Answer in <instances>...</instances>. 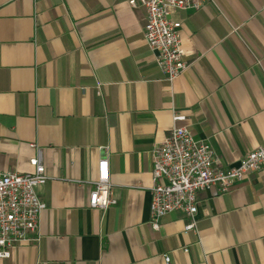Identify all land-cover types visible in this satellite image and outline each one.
<instances>
[{"label": "crops", "instance_id": "obj_1", "mask_svg": "<svg viewBox=\"0 0 264 264\" xmlns=\"http://www.w3.org/2000/svg\"><path fill=\"white\" fill-rule=\"evenodd\" d=\"M129 1L0 0V172L33 173L40 152L49 177L39 237L0 264H264V169L199 192L198 234L182 213L151 218L153 152L175 126L222 169L264 147V0L174 12L189 69L172 84ZM103 148L106 212L89 207Z\"/></svg>", "mask_w": 264, "mask_h": 264}, {"label": "built area", "instance_id": "obj_2", "mask_svg": "<svg viewBox=\"0 0 264 264\" xmlns=\"http://www.w3.org/2000/svg\"><path fill=\"white\" fill-rule=\"evenodd\" d=\"M211 0H131L133 8L144 7L147 23L144 40L155 54L157 65L165 79L172 84L189 69L184 59L182 24L172 20L174 12L198 11ZM185 117L173 112L175 123ZM99 162L98 180L89 198V207L108 211L117 204L112 199L109 173V151L103 148ZM151 218L154 229L172 213L188 218L185 233L198 234L197 195L202 191L218 190L228 193L243 183L247 176L264 169V147L246 154L235 168L222 169L210 142H198L186 127L175 126L169 137L153 152ZM34 172L20 174L0 172V258L8 259L11 251L25 242L39 237V224L46 204L38 196V188L49 181L39 155L31 161ZM185 253L189 249H184ZM166 264L170 259L165 257Z\"/></svg>", "mask_w": 264, "mask_h": 264}]
</instances>
